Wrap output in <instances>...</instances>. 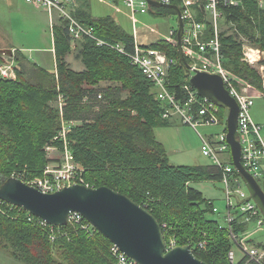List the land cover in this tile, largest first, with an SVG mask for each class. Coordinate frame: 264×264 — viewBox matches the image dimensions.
<instances>
[{"label":"trees","instance_id":"1","mask_svg":"<svg viewBox=\"0 0 264 264\" xmlns=\"http://www.w3.org/2000/svg\"><path fill=\"white\" fill-rule=\"evenodd\" d=\"M152 10L157 15H174L171 8ZM219 10L223 67L237 85L260 88V73L242 60L238 38L246 37L264 52V0H243L229 7L221 4ZM74 15L105 43L97 44L84 36L72 45L65 22L60 21L52 27L56 71L32 63L15 49L17 79L0 77V185L16 168L26 167L31 177L42 173L47 162L44 146L56 135L61 119L49 102L61 92L70 104L63 118L82 120L67 133V141L90 185L107 186L143 205L159 221L166 243L173 238L176 245L190 244L194 254L208 264H254L246 263L245 258L229 261L231 243L226 232L218 228L217 219L206 216L213 213V203L191 185L219 180L217 167L174 165L156 139L154 128L169 126L171 119L163 118L167 104L157 98L154 84L128 56L133 50V35L111 16L94 19L84 10ZM197 20L205 23L202 40L209 39L211 23L199 12ZM223 24L227 28L223 29ZM176 30L170 40L160 39L149 46L174 60L168 68L167 88L183 98L187 81L178 63ZM72 47L84 66L81 71L66 63ZM23 61L32 66L26 67ZM101 81L110 84L100 85ZM84 97L88 100L83 101ZM225 114L220 108V123L227 130ZM259 183L264 189V177ZM28 216L24 209L0 199V247L8 249L14 259L24 264H117L109 250L111 241L100 232L89 236L79 227L65 224L52 240L36 217L29 220ZM245 229L242 225L239 230ZM200 240L206 241L205 248L197 246Z\"/></svg>","mask_w":264,"mask_h":264},{"label":"built area","instance_id":"2","mask_svg":"<svg viewBox=\"0 0 264 264\" xmlns=\"http://www.w3.org/2000/svg\"><path fill=\"white\" fill-rule=\"evenodd\" d=\"M37 8L43 9L49 16L52 26L54 17L65 22L68 35L72 42L81 37H89L97 44L105 43L96 37L92 27L81 23L74 15V9L70 6L75 5V0H24ZM132 13H145L151 6L147 0H120ZM165 4L176 3L181 9L184 20L183 32V53L189 65L190 73L194 71H206L219 74L224 86L238 104L237 116V138L241 146V162L259 182L264 177V139L261 135L262 125L257 123L250 114V109L256 97L264 98V66L261 63L264 52L257 47L243 46L242 60L258 66L261 76V87L254 88L249 85H237L234 77L229 74L222 64V55L219 39V19L221 12L219 5L238 6L243 0H156ZM262 3V0H259ZM198 12L203 19H207L212 27L213 33L207 40H202L205 23L197 20ZM138 29L133 26V50L128 54L133 64L137 65L146 77L154 84L156 96L167 104L163 112V118L173 119L177 117L182 123L189 125L196 130L200 138V148L204 156L208 157L212 164L219 170V181L222 192L225 196V208L222 213L223 223H219L218 228L225 231L231 248L228 251V259L231 263H236L245 258L246 263L264 264V246L250 242L248 227L255 222L259 227L264 222V216L256 203L250 198L245 184L231 162L229 157L230 147L226 141V131L222 130L213 134H201L197 131V126L220 125L219 109L210 99L199 96L193 86L188 82L183 85V98L177 97L167 88L168 68L173 59L159 49L150 47V43H144L139 39ZM173 33V32H172ZM123 52V47L115 46ZM14 50L13 55H4L0 62V77L3 79L16 80L17 75L14 69ZM100 98V96H99ZM84 97L83 101H87ZM56 101L59 102L58 110L61 116V127L58 133L52 138L50 143L44 147L45 152H57L59 156L53 161L47 162L42 169V173L37 176H28L26 167L16 168L12 171L11 177L18 178L25 183L34 186L42 192H53L73 183H80L87 186L89 184L85 177V169L78 163L69 148L67 133L71 131L79 120H65L63 118L64 104L67 103L66 97L58 92ZM60 140L61 143L55 144L53 141ZM9 176V177H10ZM213 212L219 209L213 205ZM28 219L35 217L28 213ZM43 231L48 233L53 240L62 226L50 225L46 221L37 218ZM67 224L79 227L92 235L97 231L84 217L78 212H71L67 218ZM242 225H246L245 230H239ZM175 239L171 238L166 243V249L175 246ZM201 249L205 248L206 241L200 240L198 245ZM233 246H236L241 253V257L236 260ZM110 253L116 259L117 264H138L133 259L123 253L116 245L111 244Z\"/></svg>","mask_w":264,"mask_h":264},{"label":"water","instance_id":"3","mask_svg":"<svg viewBox=\"0 0 264 264\" xmlns=\"http://www.w3.org/2000/svg\"><path fill=\"white\" fill-rule=\"evenodd\" d=\"M151 7L171 8L177 17L176 45L178 63L185 77L201 97L210 99L227 111L226 141L232 163L240 174L250 198L264 216V189L241 162V146L237 138L238 104L229 94L219 74L206 71L190 73L183 53L184 20L180 7L147 0ZM12 56L11 48H0V57ZM0 199L18 206L50 225L67 224L71 212L80 213L98 232L138 264H208L198 258L190 244L166 249L159 221L143 205L107 186L67 185L53 192H42L24 181L8 177L0 185Z\"/></svg>","mask_w":264,"mask_h":264},{"label":"rangeland","instance_id":"4","mask_svg":"<svg viewBox=\"0 0 264 264\" xmlns=\"http://www.w3.org/2000/svg\"><path fill=\"white\" fill-rule=\"evenodd\" d=\"M30 6L33 7L32 5ZM0 10L1 12H3L0 13V39L3 41L11 40V42L16 46L18 44L19 47H24L22 53L32 63L42 66L47 70H52L53 61L51 60V50L49 49L52 46V40H51L52 35H51V28L49 23L50 21H48L49 20L48 14L46 12H43L42 9H37L34 7L31 8V10L25 9L24 12L17 11L14 9V7L8 10L6 9V7H3L1 0H0ZM44 16H45V20H44ZM55 17L53 20V24L56 21ZM156 19H160V18H156ZM164 19L168 21L169 25L173 26L174 28H177L178 23H177L176 15H172L171 17ZM222 21L223 20L220 19L218 22L220 29H221ZM4 22L6 23L7 26L3 27L1 24H3ZM141 26L142 25H138L137 28ZM227 26H228L227 24H223L222 28L223 29L227 28ZM238 40L241 42L242 52L244 50L243 46L256 47L244 36H240ZM34 48H38V50L40 49L42 50L36 51V49ZM75 53L76 51L74 50V55ZM40 58H43L46 64L41 63ZM262 59H264V55ZM70 61L71 63H73L72 65L73 69H81L83 67V64L80 61L75 63L73 54H71ZM22 63L26 67L32 66V64H30L27 61H23ZM262 65L264 66V63H262ZM253 67L258 70V66L256 67V65H253ZM100 83H102V81ZM49 105L58 109L59 102L56 101L55 98L49 102ZM69 105L70 104L68 102L64 104V110ZM225 113H226L225 115H227L226 110ZM250 114H252L259 122L262 123L263 125L262 135L264 136V98L256 97L254 99V105L250 109ZM80 123H82L81 119L80 121H78V124ZM60 127H61V119H60ZM221 130H222V126L220 125L197 126V131L201 134L217 133ZM154 134L156 139L163 144L170 163L174 165L212 164L211 160L208 157L204 156L201 152L200 138L196 130L190 127L189 125L182 123L179 118L174 117L173 120H171L169 126L155 127ZM45 156L47 162L51 163L54 158H57L59 156V154L57 152L52 151V152H45ZM229 156H231V151L229 152ZM191 184L193 187H195L200 192H202L203 197L210 199L213 205L219 209V212H213V213L208 212L206 214L207 218L217 219V221H219V223L222 224L223 223L222 213L225 208V196L222 192V186L220 181L202 180V181L192 182ZM248 229H249V236H247L248 235L247 233L245 235V238L249 237V239H252L255 242V244H264V222L259 227L256 225L255 222H252L251 225L248 227ZM232 249L234 250L235 259L238 260L241 257L240 251L237 249L236 246H233ZM0 264H24V263L14 259L9 253L8 249L0 247Z\"/></svg>","mask_w":264,"mask_h":264},{"label":"crops","instance_id":"5","mask_svg":"<svg viewBox=\"0 0 264 264\" xmlns=\"http://www.w3.org/2000/svg\"><path fill=\"white\" fill-rule=\"evenodd\" d=\"M3 7H6V9H11L14 7L15 10L17 11H25V9L31 10V8H37L35 6L31 7V4L26 3L24 0H1ZM176 4V3H175ZM178 5V4H177ZM71 9H74L75 11L78 10H84L87 11L89 16L94 19H98L101 17L105 16H111L114 21L126 32L128 33H133V26L137 28L138 25H142L141 27L137 28L138 29V35L139 39L144 42V43H152L154 41L160 40V39H167L170 40L172 38V32L174 27L168 24V21L164 18L171 17L172 15H157L155 11L152 10L151 7L149 11L145 13H132L129 8L120 0H75V5L70 6ZM41 9V8H37ZM43 12H45L42 9ZM0 13L1 12L0 10ZM47 16V15H46ZM160 18V19H156ZM4 19V18H3ZM56 21L54 24H50L51 28V35H52V27L54 25L60 24V20L55 17ZM45 20V16H44ZM48 20V17H47ZM50 21V20H48ZM50 23V22H49ZM138 24V25H137ZM3 27L7 26L6 23L4 22L1 24ZM52 46L49 48L51 50V60L53 61V69L49 71H56L55 70V55H54V44H53V35H52ZM75 41L72 42V45H74ZM18 44L17 46L11 42V40L3 41L0 39V48H11L13 50L17 49L23 52L24 47H19ZM31 49V48H29ZM36 51H41L42 49L38 50V48H34ZM48 49V51H49ZM74 48L72 47V50L65 56V60L67 65L72 68L73 63L70 61L71 54H73L75 63L80 61V59L76 58L74 55ZM76 51V50H75ZM76 54V53H75ZM41 63H44L43 58H40ZM74 63V64H75ZM82 63V62H81ZM37 65V64H36ZM39 66V65H38ZM42 67V66H40ZM44 68V67H43ZM84 68V66L82 67ZM73 69L76 71H81L83 69ZM104 83V84H102ZM100 83V85H106L110 84L109 82H103ZM255 88V87H254ZM257 89V88H256ZM254 105V104H253ZM252 111V110H251ZM252 115V114H251ZM253 119L262 125L261 122H259L253 115ZM173 120V119H171ZM222 126V130H224V125L220 124ZM221 130V131H222ZM262 130H263V125H262ZM262 130H261V135H262ZM219 131V132H221ZM218 133V132H217ZM213 134V133H209ZM208 135V134H207ZM263 139L264 136L262 135ZM192 185V184H191Z\"/></svg>","mask_w":264,"mask_h":264},{"label":"bare ground","instance_id":"6","mask_svg":"<svg viewBox=\"0 0 264 264\" xmlns=\"http://www.w3.org/2000/svg\"><path fill=\"white\" fill-rule=\"evenodd\" d=\"M201 22V21H200ZM176 33V32H175Z\"/></svg>","mask_w":264,"mask_h":264}]
</instances>
